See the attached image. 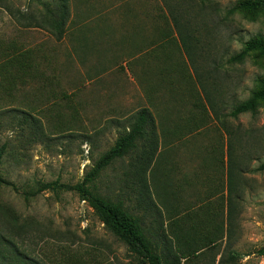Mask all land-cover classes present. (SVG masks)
<instances>
[{"label":"rangeland","instance_id":"1","mask_svg":"<svg viewBox=\"0 0 264 264\" xmlns=\"http://www.w3.org/2000/svg\"><path fill=\"white\" fill-rule=\"evenodd\" d=\"M63 1L57 31L58 0H0V234L43 264H136L77 192L30 194L42 182H82L149 107L158 148L146 175L159 216L138 204L129 154L92 187L143 215L155 239L162 230L182 264H264V101L229 115L264 72L257 53L228 62L245 30L217 0Z\"/></svg>","mask_w":264,"mask_h":264},{"label":"trees","instance_id":"2","mask_svg":"<svg viewBox=\"0 0 264 264\" xmlns=\"http://www.w3.org/2000/svg\"><path fill=\"white\" fill-rule=\"evenodd\" d=\"M260 3L257 0H242L238 2L241 11L250 13L256 16L259 11ZM59 9L56 17L51 16L50 23L53 29L60 31L64 23L67 9L63 0H58L55 5ZM176 28L178 24L174 21ZM180 36L179 27L176 29ZM246 46L243 51H239L228 58L229 63H241L245 57L251 53H257L264 56V34L258 33L253 35L251 39L245 41ZM189 49V48H188ZM194 76L196 81L205 88L201 74L197 72V68L193 63ZM168 84H172L169 80ZM205 92V91H204ZM207 96L208 103L214 114H217L215 106L211 98ZM149 98V97H148ZM149 102L151 107L157 112L155 102ZM260 101H264V75H258L255 80V88L251 91L250 96L244 100H239L232 105L229 115L233 118L240 114L251 113L254 114ZM29 116V114H27ZM32 119V117H31ZM34 124L31 126L35 128L40 137V126L37 120H33ZM155 124L153 121L152 111L149 107L140 108L135 114L133 120L128 126V129L119 135L114 141L113 145L95 161L93 167L85 174L82 182L69 185L60 183L58 180L39 183L37 189L31 192V196L44 190L55 191L66 188L75 191L79 194L82 200L86 201L88 205L94 210L100 221L110 230V232L123 243L126 247L127 253L132 257L136 264H182L181 259L183 255L173 248L170 241L164 236L160 228V233L157 238L152 234V229L146 228L143 225V215H138L129 210L124 205L123 201H114L108 196L101 195L93 187L92 183L100 175L101 171L110 165L114 160L121 159L129 154L127 162V176L131 182L135 183L138 204L144 212L150 211L159 216L160 212L157 205L151 198V190L147 179V173L150 171L151 164L155 160V154L158 148V139L155 132ZM162 132L164 133L163 127ZM228 155L231 154V147L228 149ZM1 154H0V168H1ZM232 170L237 169L236 164L232 163ZM258 170H264V161L261 162ZM233 172H231L232 174ZM0 183H8L5 178L0 175ZM146 213V212H145ZM12 234H0V262L3 264H43L31 258L27 252L21 250L10 238ZM208 243L215 245L213 238H208ZM232 256H230L231 258ZM226 262H229L226 259Z\"/></svg>","mask_w":264,"mask_h":264},{"label":"clouds","instance_id":"3","mask_svg":"<svg viewBox=\"0 0 264 264\" xmlns=\"http://www.w3.org/2000/svg\"><path fill=\"white\" fill-rule=\"evenodd\" d=\"M220 8L223 10L224 15L231 13L230 21L236 27L245 30L244 40L251 39L252 35H256L261 31H264V24L258 23L257 20L250 17L246 12L240 10L237 6V0H232L231 4H228V0H217ZM256 16L264 17V10L258 11ZM251 33V35H249ZM246 43L242 42L238 37L234 36L233 47L239 51H243ZM258 70L253 69V72ZM260 72V71H259ZM264 75V72H260Z\"/></svg>","mask_w":264,"mask_h":264}]
</instances>
